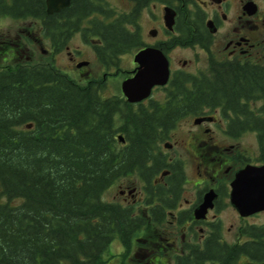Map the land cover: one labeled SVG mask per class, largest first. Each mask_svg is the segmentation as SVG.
<instances>
[{
    "label": "trees",
    "instance_id": "trees-1",
    "mask_svg": "<svg viewBox=\"0 0 264 264\" xmlns=\"http://www.w3.org/2000/svg\"><path fill=\"white\" fill-rule=\"evenodd\" d=\"M156 1L175 5L186 27L199 20L188 14L187 0ZM42 11L39 0L10 5L0 0V12L14 18ZM135 17L134 8L118 12L105 0H70L56 15L61 20L56 42L87 23L88 36L106 45V53L118 54L137 42L128 29ZM53 19L45 18L47 34ZM184 33L178 40L189 43L186 28ZM212 66L213 77L194 85L188 100L174 99L171 112L158 114L135 112L116 96L102 98L101 84H79L52 65L0 67V264H100L113 232L124 236L130 229L122 210L103 201L104 191L147 163L153 140L186 116L178 102L222 105L240 115L245 109L240 100L260 101L258 111L242 121L255 132L264 163V65ZM117 132L124 134L123 147ZM251 230V243L231 248L212 243L193 260L177 263L232 264L237 253L262 262L264 227Z\"/></svg>",
    "mask_w": 264,
    "mask_h": 264
},
{
    "label": "flooded vegetation",
    "instance_id": "flooded-vegetation-1",
    "mask_svg": "<svg viewBox=\"0 0 264 264\" xmlns=\"http://www.w3.org/2000/svg\"><path fill=\"white\" fill-rule=\"evenodd\" d=\"M3 1L7 5L12 3V0ZM39 1L43 11L32 17L14 18L0 12V20L10 19L17 23L15 33L0 27L2 64L9 66L10 62L16 61V66H29L31 40L34 42L31 45H38L34 48L42 55L46 51L49 53L51 62L66 51L71 71L62 73L79 84H101L104 91L107 84L119 78L122 83L140 70V64L134 60L138 54L148 49L157 50L168 63V82L153 87L147 98L130 104L135 112H171L177 100L189 99L186 94L194 85H201L203 79L213 77L212 65L234 62L240 66L264 65V0H187L188 14L199 19L194 20L196 27L190 28L183 25L184 18H178L175 5L160 3L161 22L146 32L142 31L140 19L147 16L148 11L155 22L157 16L151 9H155L158 2L124 0L130 5L127 12L133 8L136 12L135 25L128 29L134 31L137 42L118 54L106 53L109 50L106 45L89 37L87 23L82 29L70 32L63 43L56 42L57 37L61 39V20L56 19L59 12L48 14L46 0ZM247 5H251L248 10L245 9ZM165 7L175 12L171 30L164 26ZM46 17H54L53 23H49L54 27L48 34L45 32ZM177 23L179 27H176ZM185 28L190 36L189 43L178 40ZM75 38L92 53L98 70L90 71V61L79 59L84 50L70 49L69 43ZM42 41L48 46L46 51L40 46ZM126 62L129 70L121 66ZM83 63L86 65L78 67ZM115 96L126 101L121 86L119 92L106 98ZM177 104L178 107L181 105L178 108L181 114L186 116L153 140L154 148L150 147L147 163L134 174L112 180L104 191L106 198L103 201L122 210L130 226L124 236L113 232L102 255V262L106 256V264H178V258L189 262L212 243L231 248L254 241L250 232L257 225L249 220L259 213L241 216L230 203V184L236 173L246 166L264 165L258 159L257 141L256 151H249L243 144L245 135L251 133L256 139V134L242 119L253 116L261 102L240 100L239 104L245 105L240 115L222 105L185 101ZM119 135L124 137L123 133L117 132L116 136ZM117 145L123 147L126 142L118 141ZM208 194L212 195L211 206L197 218L196 211ZM228 210L232 213L228 218L231 224L226 227L222 216ZM115 249L118 252L114 254ZM232 264H264V261L255 263L249 255L237 253Z\"/></svg>",
    "mask_w": 264,
    "mask_h": 264
},
{
    "label": "water",
    "instance_id": "water-1",
    "mask_svg": "<svg viewBox=\"0 0 264 264\" xmlns=\"http://www.w3.org/2000/svg\"><path fill=\"white\" fill-rule=\"evenodd\" d=\"M70 0H46L47 13H58L69 7ZM247 5L245 9H250ZM175 12L168 7L164 8V26L171 30L174 25ZM210 28V24H208ZM135 62L140 64V70L131 78L124 80L121 84V92L129 104L140 102L147 98L153 87L164 86L168 82V63L162 54L153 49H148L135 57ZM86 63L78 65L81 67ZM30 128V126H28ZM117 139L124 143V138ZM230 203L243 216L248 217L264 212V165L246 166L236 173L230 184ZM212 195L206 196L205 202L196 211V217L200 218L211 206Z\"/></svg>",
    "mask_w": 264,
    "mask_h": 264
},
{
    "label": "rangeland",
    "instance_id": "rangeland-1",
    "mask_svg": "<svg viewBox=\"0 0 264 264\" xmlns=\"http://www.w3.org/2000/svg\"><path fill=\"white\" fill-rule=\"evenodd\" d=\"M109 2V5L111 7H113L115 10H117L118 12H127L130 9V5L127 3V1L125 2L124 0H107ZM151 11L154 13L155 16H157V18H155V22L152 21V14L150 15V13L147 11V16H142L140 19V25L142 28V31L144 30L146 32V30H150L155 26H158V23L161 22V17H162V4L158 3L155 6V9H151ZM2 26V29H11L13 33H15L17 31V23H15L13 20L10 19H3L0 20V27ZM30 32L32 33L33 31L30 28ZM33 36V35H31ZM34 36H37L36 34ZM31 39V37H30ZM144 39H147L146 37ZM43 42V41H42ZM34 42H31L30 40V44H29V48L31 50V55L29 53V56L32 58V60L30 61V65H36V64H44V65H52L54 66L56 69L60 70L61 72L63 71H71V68L68 67L69 62L67 61V56H66V51H62L58 56H56L54 61H50L49 60V53H47V48L48 46L46 45L45 42L41 43V48L43 50H45V55H42L40 52H38V49L34 48V47H38V45L32 46L31 44ZM69 47L70 49H82L84 50L81 58L79 59H85L90 61V66H89V70L93 71V70H98V63L95 61L92 53L89 51V49H85L84 47H82L79 43V41L75 38L73 39L70 43H69ZM1 57H0V67H16L15 63L16 61H12L9 63V66H6L4 64H2L1 62ZM51 62V64H50ZM49 63V64H48ZM122 68L125 70H129V65L128 63H123ZM74 70V69H73ZM121 81L122 79H116L114 82H111L110 84H107V89H104V91L101 92V97L102 98H106L109 97L111 94H116L117 92L120 91V86H121ZM244 146L246 149H248L249 151H256V139H255V135L253 134H248L245 135V141L243 142ZM105 195L102 196V199L105 200ZM110 198V197H109ZM230 209V208H229ZM231 210V209H230ZM225 211L223 213L222 216V220L223 223L226 227H229V224H231V221L229 222L228 218H230V215H232L231 211ZM250 223H254L255 225H257L258 227H264V213H259L256 217L252 218L251 220H249ZM114 254L118 252L117 249L112 251ZM112 259V257L110 258ZM102 264H106V256L105 258H103V262L101 261ZM110 263V262H109Z\"/></svg>",
    "mask_w": 264,
    "mask_h": 264
},
{
    "label": "bare ground",
    "instance_id": "bare-ground-1",
    "mask_svg": "<svg viewBox=\"0 0 264 264\" xmlns=\"http://www.w3.org/2000/svg\"><path fill=\"white\" fill-rule=\"evenodd\" d=\"M159 1H160V0H159ZM161 1H162V0H161ZM167 1H168V0H167ZM167 1H166V2H167ZM161 3H163V2H161ZM163 4H166V3H163Z\"/></svg>",
    "mask_w": 264,
    "mask_h": 264
}]
</instances>
